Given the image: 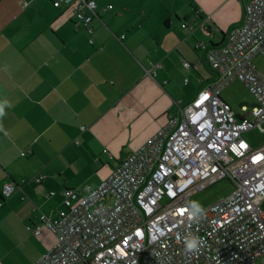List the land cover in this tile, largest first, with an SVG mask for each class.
I'll list each match as a JSON object with an SVG mask.
<instances>
[{
  "label": "crops",
  "instance_id": "1",
  "mask_svg": "<svg viewBox=\"0 0 264 264\" xmlns=\"http://www.w3.org/2000/svg\"><path fill=\"white\" fill-rule=\"evenodd\" d=\"M55 1L0 0V202L4 184H18L0 209V264L52 250L57 237L34 230L63 208V190L97 188L178 115L164 78L199 72V53L245 22L244 0H96L90 34Z\"/></svg>",
  "mask_w": 264,
  "mask_h": 264
},
{
  "label": "built area",
  "instance_id": "2",
  "mask_svg": "<svg viewBox=\"0 0 264 264\" xmlns=\"http://www.w3.org/2000/svg\"><path fill=\"white\" fill-rule=\"evenodd\" d=\"M54 5L72 9L75 27L94 33L96 0ZM244 8V25L207 54L218 83L170 115L97 188L63 190V208L41 217L57 244L36 264H264V145L254 149L244 138L252 130L264 134V74L253 63L264 57V0H244ZM235 80L256 97L252 111L236 114L223 100ZM224 179L235 192L196 213L191 197ZM17 187L4 184L0 209ZM41 233L37 226L34 234Z\"/></svg>",
  "mask_w": 264,
  "mask_h": 264
},
{
  "label": "rangeland",
  "instance_id": "3",
  "mask_svg": "<svg viewBox=\"0 0 264 264\" xmlns=\"http://www.w3.org/2000/svg\"><path fill=\"white\" fill-rule=\"evenodd\" d=\"M138 2H143V0H139ZM156 2L159 1L148 0L150 7L154 6ZM158 4L162 5V0H160ZM207 42V46L210 45L208 40ZM199 54L202 57L201 60L204 63V66L199 72H196L194 70L187 71L188 69H183L181 67L180 76L178 78L172 80L169 77L164 78V80H166L168 83H171L170 91L173 93L174 98L176 99V103H182V105L187 106L192 102L193 96L198 90L218 83V74L216 71H214V69H212L211 65L206 59L205 53L200 52ZM188 61L192 63V60L190 61L188 59ZM253 63L256 68L262 74H264V57H256L253 60ZM199 75L203 77V80L198 79ZM167 87L168 85L165 86V90L167 89ZM222 98L225 103L230 105V107L236 114H244V108L252 111L255 107L258 106L256 97L251 93L248 86L241 80H235L228 86H226L222 92ZM244 138L254 149H257L264 145V134L258 130H252L246 133L244 135ZM234 192V184L230 180L224 179L210 186L209 188L197 194H194L191 197V207L196 213H201L207 207L213 205L223 198L229 197ZM41 226H43L42 223ZM54 242H56V237L49 230V243L52 244ZM24 262V264H29L28 260H24Z\"/></svg>",
  "mask_w": 264,
  "mask_h": 264
},
{
  "label": "clouds",
  "instance_id": "4",
  "mask_svg": "<svg viewBox=\"0 0 264 264\" xmlns=\"http://www.w3.org/2000/svg\"><path fill=\"white\" fill-rule=\"evenodd\" d=\"M187 252H188L189 254H193V253L195 252V249H193L192 247H188V248H187Z\"/></svg>",
  "mask_w": 264,
  "mask_h": 264
},
{
  "label": "trees",
  "instance_id": "5",
  "mask_svg": "<svg viewBox=\"0 0 264 264\" xmlns=\"http://www.w3.org/2000/svg\"><path fill=\"white\" fill-rule=\"evenodd\" d=\"M212 45V48L215 49V48H218L216 45L214 44H211ZM212 50V49H211Z\"/></svg>",
  "mask_w": 264,
  "mask_h": 264
}]
</instances>
